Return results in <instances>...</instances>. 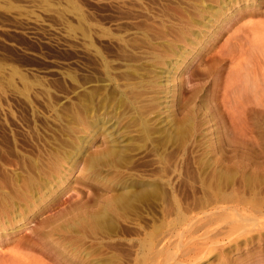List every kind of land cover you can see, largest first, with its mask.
<instances>
[{"label": "rangeland", "instance_id": "374dc122", "mask_svg": "<svg viewBox=\"0 0 264 264\" xmlns=\"http://www.w3.org/2000/svg\"><path fill=\"white\" fill-rule=\"evenodd\" d=\"M176 2L0 0V184L10 173H29L31 161L37 162L32 174L42 184L74 165L56 209L48 207L26 219L20 232L1 236L2 251L10 239L26 238L24 248L41 257L40 264H136L143 253L132 243L154 231L162 235L156 247L164 254L150 264H221L222 249L237 257L264 242V232L246 234L250 230L243 236L254 234V240L239 247L243 236L236 231L224 242L205 238L214 227L228 228L238 217L235 210L250 215L252 207L264 204V96L249 88L242 72L245 83L240 81L239 68L224 53L229 33L212 41L217 33L210 31L218 24L212 17L198 16L199 24L177 37L166 31ZM187 3L202 15L221 11L216 1ZM132 87L137 91L117 99L119 91ZM111 90L118 96L107 102ZM105 146L113 154L94 161ZM155 184L161 191L157 199L127 210L114 232L75 224L46 234L52 226L46 219L66 212L60 220L65 224L77 202L92 204L98 196L106 200L114 188ZM179 211L185 219L176 223ZM191 224L207 225L192 232ZM191 240L200 247L193 252H206L199 260L184 255L182 243L177 246Z\"/></svg>", "mask_w": 264, "mask_h": 264}, {"label": "bare ground", "instance_id": "6f19581e", "mask_svg": "<svg viewBox=\"0 0 264 264\" xmlns=\"http://www.w3.org/2000/svg\"><path fill=\"white\" fill-rule=\"evenodd\" d=\"M176 1H177L176 3L179 6L175 5L176 7L173 8V10L175 11V14L173 15V19H171L172 20L171 21V27H166L167 28L166 31H168V30L171 31L173 34L172 33H170V34H172L174 37H177L180 34L179 31H181V33H182L183 28L190 31L191 28L195 24H199L198 23L199 17H202V16H205L204 18H207L208 16L212 17L213 20H216L215 22L218 23L217 25H215L216 31L215 30L213 31L212 29H211L212 31H210V33H213V36H214V34L217 33L216 34L217 36L215 35L216 37H212L213 38L212 41H214L218 37V35L224 36L225 33H229V34H227L228 36L226 35L227 36L226 41H224V43H226V45H225L226 52H225V47L223 48L224 53L230 54V56L232 57L231 62H233L234 66L238 67L239 69L238 68L237 69L240 70L238 73L240 74V72H242L245 75L244 77L246 78V81L243 79V76H242L243 74H240V81L241 80L243 82L248 81V85H249V81H250L249 88H251V85H252L251 90L253 89L255 93H257V94L260 93L264 96V19L263 18L257 19V17H259V18L264 17V0H259V2H258V0H253V2L251 0V2H249L250 4L244 3L247 0H230V1L229 0H211V2L216 1L219 3V5H221V7H220L221 11L217 12L216 14H212V15H210V14L209 15H207V14L202 15L200 13L202 10H200V9H198V11H197V10H195V8H192V7H191L192 9L187 8V7H189V5L187 3L188 0H176ZM191 1H193V0H191ZM208 1L210 2V0H208ZM231 3H233V4H231ZM254 3H258V4L256 6L255 5L253 6ZM184 4H187L188 6L186 7V5H184ZM195 5H196V3H195ZM193 6H194V4H193ZM226 6H229V8L224 10V8ZM182 7H184L185 10L182 9ZM206 9H207V7H206ZM220 9L217 8L215 11H218ZM212 11H214V10H212ZM222 12L223 13L225 12L224 13L225 15L222 14ZM249 18H251V19H249ZM252 18H255V19L252 20ZM245 19H247V20H245ZM248 19L250 21H248ZM256 19L258 21H256ZM242 20H245V21L243 22ZM205 21H206V19H205ZM240 21H242L243 24L241 23V25H239ZM147 33H145V34H147ZM197 37H198V34H197ZM204 43H206V42L204 41ZM213 43H215V42H213ZM223 51L221 52V54L223 53ZM191 53L192 52H190V54ZM178 55L179 54H177V56ZM193 55L194 54H192L191 57H192V59H195L196 56H193ZM179 59H182V58L180 57ZM182 60L184 61L185 59H182ZM185 61H187V60H185ZM178 62H180V61H178ZM178 62H177V65L179 66L180 63H178ZM233 68H235V67H233ZM203 69H205V68H203ZM238 70H236V71H238ZM201 72H202V70H201ZM232 72L234 73V71H232ZM192 74H193V72H192ZM238 79H239V76H238ZM235 81H237V80H235ZM229 84L230 83H228V85ZM243 86H245V84ZM243 88H245V87H243ZM249 88H246V89H249ZM133 89L135 91H137L136 90L137 88L135 89V87H132L130 89L127 88V89H123V90L119 91L120 96H118V91H116V90L112 91L111 90L110 93L108 94V96L106 95L107 97L105 99H107V102L108 101L110 102L112 99L116 100L117 96H118V98H117L118 100L124 99L127 96L129 90H132V92H133ZM229 89H231V88H229ZM236 90H238V89H236ZM239 90H241V88H239ZM234 92H235V90H234ZM257 94H256V96H257ZM258 101L259 100L257 99V102ZM108 104L109 103H107V105ZM260 104H262V102ZM261 106L262 105H260V107ZM101 119L106 120V122H108L110 126H113L115 124V120H113L112 118L103 117ZM133 125H134V123H133ZM105 147L106 148L102 149V151L100 149V151L95 153L96 155L93 157L94 161L101 160V158L107 157V156L113 154L112 153L113 150L111 149L112 147L111 148L108 146H105ZM118 158H119V156H118ZM28 168H30V170H29V173H27L26 175L17 174V173L8 174L9 173L8 172L7 173L8 175L7 176L4 175L5 178L3 177L4 178L2 181L3 184H0V186L8 188V190H4L3 188H0V238L3 235H8L11 233L13 234V233L23 229V227L25 226L26 219H28L30 216H32V215L34 216L37 214L41 215L42 213H44L48 209V207H50L51 210L56 209L55 206L58 203V200H57L58 196H60V193L66 189L65 188L66 185L70 182V181L68 182L66 180V178L67 179L69 178L67 175H70L71 170H73V168H74V165H68L67 168L63 170V173L58 171V174L57 175L55 174L57 178L53 179L52 181L50 180L49 183H46V184H42V182L39 181V179L37 178L38 175L35 178L34 174H32L33 169L37 168V162L31 161L28 164ZM2 175H3V173H2ZM159 188H160V186L156 185V184H155V186L153 185V187L151 189H147V188L142 189L141 188L138 190L136 188H134V189L131 188V190L129 189V191L126 190L124 192L119 191L117 188H114V191H116V192L113 191L112 194L110 193L109 195H107L106 200L104 198H102L101 196H98V197H96V199L94 200V202L92 204H90V202L89 203L88 202H82V201L77 202L71 208V210L69 209V213L75 212L74 214H76V217H78V218L75 219L73 217L74 214H72V215H70V220H68L66 217H69V216H66L65 217V222H66L65 224H62L63 222H61L60 220L62 218H64L66 212L62 213V212H59L57 210L59 213H54L52 216H49L46 219V222H48V225H52L50 227V230L48 232H46V234L52 237L61 228H62L61 231H63V229L66 230L68 228H70V229H72L73 227L76 228L75 224H79L82 227L86 226L87 228H90L91 231L97 230L99 228H102V229L105 228L108 231L114 232L118 229L119 217L122 218L126 214L127 210L136 211L137 205L140 203L141 204L144 202L149 203V202H152L155 199H157V195L160 191ZM204 192H205V190H204ZM260 193H261V191H260ZM101 195H103V194H101ZM103 197H105V196H103ZM179 201L180 200H178V202ZM70 206H69V208H70ZM255 206H257V205H255ZM252 208H253V210L250 212L251 214L249 213L250 215H247V214L242 215L240 212H237V210H235L236 213L238 214L236 216H238V217L233 218L229 222L228 228H224V231H223V229H222L223 227L222 228L214 227V230H215V228H217V230H215L216 232L215 233L212 232L213 234L205 236V238H207L206 240L208 242H211L213 240L215 242L217 241V243L218 242H224L226 240V238L233 239V238H229V237L233 233H235V231H236V233H238V236L235 233L238 238H239V236H241V234L243 236L244 233L248 230H250V231L246 234H249L252 232H257V234H262L264 232V219H262L263 216H262V218L260 216L264 213V204H261L258 207H252ZM220 209L222 210V208H220ZM66 210H64V211H66ZM183 212H184V210H183ZM67 214H68V212H67ZM180 214H182L181 211H179V214L177 216L178 218H176V220H177L176 223L183 221L185 219L183 217L184 215L183 216L181 215V217H179ZM218 215L222 216L221 213H219ZM71 216H72V218H71ZM27 221H29V219ZM59 222H61V223L59 224ZM209 222L210 221L208 220V222H205V223L208 224ZM72 223H74V225ZM172 223H173V219H172ZM197 223H198V221H197ZM189 224H190V222H189ZM195 224H196V222H195ZM207 224H205V225H207ZM45 225H47V224H45ZM180 225H182V224H180ZM203 225L200 224L196 227L198 229H201V227H203ZM205 225H204V227H205ZM196 227L194 226V224H191L188 230L193 232L192 229H194ZM40 228H42V227H40ZM196 229H195V231H196ZM161 236L162 235L152 231L144 239L136 240L135 241L136 243L135 242L132 243L133 245L136 244L135 247L137 246L140 253H143L142 257L140 259L138 258V260L136 261V264H150L152 262H155V260L157 259V256L164 254L163 250H159L156 247L157 243H158L157 241L160 240ZM233 237H235V236H233ZM254 237H255L254 234L246 235L245 238L243 236V239L241 241H237L236 246L239 247L244 240L248 241V239H250V241H252V239L254 240ZM199 238H201V237H199ZM25 239H20L19 241H14V240L10 239L6 243L7 249L3 250V251H2L3 248L0 249V264H38V263L40 264L41 263V261H40L41 257L37 258V256H35L37 254L34 253L35 254L34 255L30 251H27L26 248H24L23 242L26 241ZM215 242H214V244H215ZM118 244H120V243H118ZM181 245H182V247H184V250L186 251L184 255L193 253V254H195L194 259L199 260L206 253L203 251H199L198 253L197 252L195 253V251L193 252V249L199 250V248H200L198 246V243H196V241L195 242H193L192 240L187 241V242L180 241V243L177 244V246H179V247H181ZM111 246H113V245H111ZM56 247L57 246L54 245L55 253L57 255H60L58 253V250L56 249ZM109 248H110V246H109ZM64 249H65V247H64ZM177 251H178V249H177ZM173 253H176V251ZM239 253H240L239 256L237 255V257H233L232 251L230 252V250L225 251L224 249H222L218 253L217 258L220 260L221 264H264V242H262L258 246L255 245L251 249L249 248V250H247V251H244V252L241 251ZM169 257H172V256H169ZM79 258L83 262V260H85V255H83V253H81L79 255ZM89 262L90 261H87L86 263H88V264L92 263V262H90V263ZM215 264H216V262H215Z\"/></svg>", "mask_w": 264, "mask_h": 264}]
</instances>
